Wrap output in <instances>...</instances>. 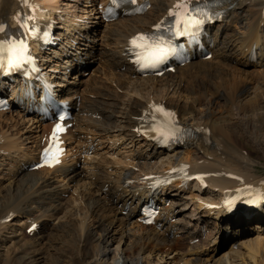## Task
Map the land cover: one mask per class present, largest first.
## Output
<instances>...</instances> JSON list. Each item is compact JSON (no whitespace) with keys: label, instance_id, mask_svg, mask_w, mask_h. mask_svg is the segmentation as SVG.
<instances>
[{"label":"bare ground","instance_id":"bare-ground-1","mask_svg":"<svg viewBox=\"0 0 264 264\" xmlns=\"http://www.w3.org/2000/svg\"><path fill=\"white\" fill-rule=\"evenodd\" d=\"M174 1L175 0H136L135 4H127L128 6L124 9H120L119 12L115 14V17L110 20V23H106V31L111 39L110 42L107 41V48L104 50L105 52H103L106 57L104 60V67H106V70L105 73H101V76L103 77L101 78V85H97V91L100 98H94L91 101V104L89 103L82 106L81 103L80 106H78L73 102V93L71 95L69 90L68 92L61 89L59 90V96L64 99L61 100L60 103L70 102V105L68 104L67 107L71 114V119L65 122V136L69 140L73 139L74 141H79L81 135H83L81 140H83L82 142L86 144L88 150H92V148L94 149L96 147L97 144L94 145L93 143L97 136H101L99 134H107V132L113 130L116 133H121V135L125 132L129 133L131 134L132 139L138 138L139 136L144 141L143 143L149 145L152 152L154 151L155 153L165 151L167 156L169 154H171L170 156H177L180 151L183 150L184 152L186 148L191 146L197 148L198 151H201L202 153L198 156L199 158L193 162H190V159L187 157H185L184 160L176 161V163H174V161H170L167 169H162L161 172L151 175L142 173L144 165L147 164H145L146 162H142V158H140L141 155L139 154V156L134 159L135 163L131 162L133 164H130L129 168H118L114 171H112V169L110 172H107V169L102 170L99 166L96 172V175L98 176H96V179L93 180V184L91 183L90 185L92 190H88V193L85 194L86 200L82 205L84 208L82 206L75 208L72 213L74 218L72 217V219L69 220L75 237L78 239L77 249L79 250V247L81 246L83 249H81L83 255H85V252L83 251L87 248V244L91 240L95 242L96 248L101 246L107 247L112 239H116L117 242H123L125 244L126 242H131V239L136 235L144 237L142 235L144 234L143 232H146V234L149 233V236H156L155 234H157L156 231L159 224H163L165 222L169 223L170 229L172 232H175L177 224L175 222L173 223L172 219L175 218L176 214H183L184 211L188 209L187 207L185 208V205H190V203H188L190 200H193L191 202L192 206L195 204L193 212H196V218L194 220H196V229L198 227V230L194 229L190 232H184L187 234L188 242L200 238L202 236L201 230L206 224L212 223L214 227H218L220 229L221 227L218 223L221 216L217 212L226 213L227 215L225 209L228 206L231 208L228 215L232 218L230 221L226 222V226L224 228L228 227L229 229L227 228V230L230 232L239 231L237 228L247 225L256 218H258L262 224L264 223V206H260L259 204L253 205L254 201L252 200H254V198L250 193L251 190L247 188L248 185L253 182L264 179V176L255 175L256 173H254V170H252L251 167L253 160L249 157H245L242 155V152H240L242 151L239 146V143L241 142L236 139H230L229 141L219 140L218 136L223 135V133L217 132V130L222 127L221 125L215 126L213 123L208 124L207 121L199 124L189 122L190 125H187L189 123L184 122L183 117H186V115L190 116L192 114L190 107L186 104L181 105L180 102L178 103L174 101L175 97L172 98L171 96H168V92L173 91L174 94L179 90V88L183 90L184 87H182V85H185L184 81L186 80L182 81V79L186 75H190L191 69H194L195 71L197 69H201L200 73L203 77L202 75L200 76L202 78H206L209 82L215 76H217L220 80H225L222 76L215 75L213 64H211L212 62L225 65V62L229 59L233 60V58L229 56L232 52H238L239 55L241 54L242 56L248 58L255 57L253 52L256 47L261 48L260 56L264 54V25L262 24V21L264 20V3L253 0H220L219 4L213 5L212 7L214 13L217 14L216 19L205 27V33H207L208 36H204L202 38L203 45H205V48L211 54L210 61L205 59L206 54H204L203 51L194 49L190 52L189 61L182 65H176L173 68V71H167L160 77L140 74L132 61L133 56L129 51V41L131 38L135 37L136 34L146 32L150 33L155 25L160 23L162 20H165L169 10L174 7ZM25 2L26 0H0V24L5 26L6 31L12 35L14 33H19L22 30L17 22L18 18H27L25 27L31 26L42 29L44 25L54 26V17L49 10L40 8L32 0H28V3ZM102 2L105 5L104 8H106L108 0H102ZM194 2H196V0H194ZM200 2L211 3V0H200ZM248 3L249 5L246 6ZM141 6L146 7V10L143 13L137 12V8ZM92 8L95 9L94 6ZM104 8L101 11L96 9L93 10L92 12H94V15H92V20H88L90 18H83L80 16L79 19L73 17L72 20L71 18H68V20L63 21L66 23L63 24L64 32L60 31V35L63 36L64 34L62 37L64 44L61 46L59 43V46L60 48H63L65 43L69 46V48L67 47L69 52L64 51L63 53L67 54L70 58L78 56L74 51L76 48L78 50L83 49L82 41L83 39H88V34L95 28L94 24H103L101 20L105 17L106 11ZM245 12H247V18L249 17L247 23L242 22V20H244L243 16L245 15L243 14ZM84 19H87L88 22L84 21ZM81 21L84 23L81 24ZM231 24L235 26L238 24L240 25V33H237V36H230L229 34ZM4 37V33L0 32V39H3ZM220 37L223 39L220 40ZM224 41H227V43H224ZM85 47H89V45H86ZM89 50L90 55H93L94 52L92 47H90ZM51 53H54V55H61L57 48L51 49ZM83 53L85 54L86 52L84 51ZM35 54L39 57L41 52L35 50ZM49 61V59L46 60V62ZM58 62L59 61H55L53 64L57 66ZM244 62L241 64L244 66V69H241L242 72L248 69L246 66H253L255 64L252 61L247 60ZM81 63L85 64L79 59L76 61V65L73 66L75 68L73 77H77V74L85 72V70L82 71V66L81 69H78L79 64ZM40 67L48 76L46 79L50 82L56 83V81L50 80L52 77L54 78L56 76L46 72V70H51L49 65L44 63L40 64ZM1 73L2 70L0 69V74ZM219 81L212 84V90H206L210 92V95H212L211 97L213 98H223L225 102H228L229 99L233 98V100L236 101L247 91V85H245L243 88L239 86V88L236 87V90L231 89L232 92H229L221 85V83H219ZM124 83L130 85V89L127 90L129 93L131 92L130 98L123 106V109L121 108L123 110V115L121 116L120 114L121 117H118L119 121L117 124H114L115 118H117L115 116L117 112L115 111L118 109V100H120V97L113 93H115L118 89H123L122 86ZM20 84L22 87L24 86L22 82H20ZM22 87L17 88L18 97L23 96ZM100 87L102 89H100ZM158 87H163L162 91L165 93L164 95L160 94L161 97L155 100L153 94L157 91ZM0 93L6 94L1 85ZM107 94L115 95L114 97L118 100L105 98L108 96ZM126 94L127 93H125V95ZM8 96L12 101L10 109H15L18 113H22V110L19 107H24L28 104V102L23 101L19 104L18 97H12L10 94H8ZM15 100H17V102ZM153 104H161L164 108L173 112L179 119L180 124L190 129L191 137L186 138L184 143L179 145H170L166 148H161L155 142L149 141L147 137L144 136V133L141 132V129L143 128L141 127V124L148 113L147 111L150 109V105ZM254 106V103L250 104L251 108ZM33 112H35L32 114L34 120H37L38 122L42 120L41 116L35 115L42 113V110L37 108V110ZM2 114L3 113L0 112V117ZM49 115L48 119L54 120V114L49 113ZM212 116H210V113H207V118ZM50 126L51 123H46L42 126V129L47 132L46 139L52 132L50 130ZM207 128H209L208 132H206ZM2 139L3 135H0V154L15 153L16 150L14 151V147L8 146V144H6V139ZM87 139H90V141H87ZM69 146L67 148L68 151L71 150L70 147L72 149L75 148L73 145ZM35 147L38 148V146ZM33 151L35 150L33 149ZM33 151L31 150L29 154L25 155V157L31 160L34 153ZM65 158V156L62 157L61 163L52 168L32 170L31 168L36 164L34 159H32L33 162H31L28 166H25V164H16L14 166L15 174L11 176L12 178L10 182L5 185V193L2 194L0 198V233H3L2 231H5L4 228H8L7 226L9 225L5 224L3 219L14 217L17 220L14 222L15 225H13V227H16L17 225L25 226V230L29 228L32 235L31 237L26 238L20 230L14 231L13 233L15 236H13L14 240L11 241V244L16 247L17 252L15 251V255L11 258H7L6 254H3V262H6L7 264H38L44 260V258L39 257V255L42 254L41 251H43L41 250V247L43 246L44 248V244L40 242L41 233L40 230H37V232L34 231L36 230L34 227L41 223L39 219H41L42 216L48 215L47 213L50 212L51 209L56 211L60 208V196L63 195L62 188H64V183H76V181H78L77 178H82L79 171L80 169H74L72 175L68 174L72 172L73 168H76L75 165L77 162L69 169V167H66L67 162L65 161ZM184 163L187 164L185 170L178 169V167H182ZM112 176L113 178H111ZM192 177L194 180V186L196 187V190L199 191V194L197 197L185 196L183 198L184 195H182V192L188 189L189 179ZM167 182H170L169 187L174 191L173 194L170 193L174 196V198H170L171 195H167L166 197L161 195L162 199L158 201L157 198H154L152 195L149 199H147V196H149L148 193L152 190V187L159 190L160 187L165 185ZM59 193L61 195L58 197ZM182 199L185 200V205L180 203L183 202ZM224 199L228 202L227 206H223L221 204V201ZM148 200H150L152 205H160L159 209L163 210L165 209L163 207V200L167 202L171 200L170 202L173 203V205L184 207L178 211L173 208L170 209V211L167 209V214L156 215L154 223L147 225L143 215L141 214L140 208L143 204H146ZM174 200H178L177 203H175ZM79 202L80 201H78V204ZM81 203H83V201ZM216 205H220V207H216V209L212 208ZM79 207H82V209ZM202 209L204 210L202 211ZM33 210L41 211L42 215L39 217L32 216L31 214ZM83 216L85 218L92 217L93 224H91L92 222L89 223L88 221H83ZM187 216L189 215L183 217ZM179 218L177 221H179ZM189 221L190 220L186 222L185 226L181 227V231H186L187 225H190ZM90 224L92 225L93 230H91V228L89 229ZM258 225V223L255 224L256 230L260 229V226ZM117 230L120 232L118 235L119 237L114 236ZM159 235L160 233L156 237ZM2 237L3 236H1V238ZM257 238L258 239H254V241H249L248 244L244 243L245 246L247 245V247H249L248 252L251 254L253 261L254 257L258 253L262 252L261 250L259 252V246L261 247L262 243L260 239H262V236L258 234ZM147 240L151 241L150 237H148ZM242 247L244 246L242 245ZM192 249H194V247ZM98 252H100L99 255L101 254L103 257H107L110 254L106 252L102 253L100 250ZM96 253L97 252L94 254ZM111 253H113L112 259L115 261L114 264H145L142 259L134 261L129 256H125V258H118V254L116 252L112 251ZM224 256L223 259L220 257L216 259L215 251H211L210 258L213 259L214 264H237L230 261V256L227 258H224ZM195 261L197 262L199 259L196 257ZM99 264L105 263L103 262Z\"/></svg>","mask_w":264,"mask_h":264},{"label":"rangeland","instance_id":"rangeland-1","mask_svg":"<svg viewBox=\"0 0 264 264\" xmlns=\"http://www.w3.org/2000/svg\"><path fill=\"white\" fill-rule=\"evenodd\" d=\"M32 1L40 8L49 10L54 17V37H56V41L52 47L48 48L49 50H44L43 55H41V61L46 62V60H50L49 62H46V64L49 65L51 69V71H48V73H53V75L56 76L55 78H53V80L57 81L60 84L62 83L60 85V89H63L65 92H68L69 90V93L71 95L73 93V102L75 104H77L78 106H80L81 103L82 106L89 103L91 104V101L94 98H100V95L97 91V85H101V78H103L101 76V73H105L106 70V67H104V60L106 57L104 56L103 52H105L104 50L107 48V41L110 42L111 39L106 31V23L110 22L103 19L101 20L103 23L102 25L94 24V30L92 32L89 31L90 33L87 36L89 39L86 42L82 41L86 45H89V47H85L86 45H83V49H79L78 54L82 55L85 58V72L77 74V77H73L75 71H71L73 69V63L68 62L70 61V59L68 61L64 60L63 56L59 54L58 56H56V58L53 55L54 53L52 54L49 52L54 48L60 50L59 43L61 46L62 44H64V41L58 39L62 37L60 35V31L64 32L63 24L66 22L63 21L68 20V18H71L72 20L73 17L79 19L80 16L83 18L87 17L90 18L88 20H92V15H94V12L92 11L95 9L101 11L103 9L104 5L102 0ZM253 1H261L264 3V0ZM247 5H249V3L246 4V6ZM93 6L95 7V9L92 8ZM243 15L245 16H243L244 20H242V22L247 23L249 20V17L247 18V12H245ZM88 20L84 19V21L86 22H88ZM80 23L82 24L84 22L81 21ZM262 24L264 25V20L262 21ZM234 26L235 25L232 24L230 25V36H237L236 34L240 33V25L238 24L235 27ZM221 39L223 38L220 37V40ZM224 43H227V41H224ZM90 47H92L93 49V55H90L89 53ZM260 49V47L255 48V58L244 57L241 54L239 55L238 52H232L229 56L233 58V60L229 59V62L226 61L225 65L212 62L211 64H213L215 75H220L225 80H220L217 76H215L209 82L208 80H206V78H202L203 75L200 73L201 69H197L196 71L194 69H191V73L189 72L190 75L188 74L182 79V81L186 80L184 81L185 85H182L181 81V85L182 87H184L183 90L179 88V90L174 94L173 91L168 92V96H171L172 98L175 97V102H180L181 105L186 104L190 107V111H192V114L190 116H184V122H193L199 124L207 121L208 124L213 123L215 126L221 125L222 127L217 130L218 133H223V135L218 136L219 140H239L241 142L239 143V146L242 149V151L240 152H242V155H244L245 157H249L253 160L251 167L252 170H254V173H256V176H264V54L260 56ZM76 50L78 51L77 48ZM84 51L86 52L85 54L83 53ZM58 60H60L59 63H61L59 68H57V66L53 64ZM206 60L210 61V58H207ZM246 60L252 61L255 64L253 66H246V68L248 69L243 71V73L242 70L244 69V66L241 64ZM66 62H68L69 66L68 64L65 65ZM64 67L66 69H64ZM56 69H58L57 72L54 71ZM238 73H240L241 75ZM200 75H202V77ZM218 81L229 92H232L231 89L236 90V87L239 88L240 86L243 88L245 85H247V91L236 101L233 100V98L229 99L228 102H225L223 98H213L211 97L212 95H210V92L206 90H212V84ZM122 87L123 89H118L117 91H115V93H113L117 94L118 97H120V100L116 99V97H114L115 95L111 94H107L108 96L105 97L119 101V106L117 107L118 109L117 111H115L117 112L115 115L117 118H115L114 124H117V122L119 121L118 119L123 115V106L130 98L131 92H127V90L130 89V85L124 83ZM158 88V92L156 91L153 94L155 100L161 97L160 94L164 95L165 93L162 91L163 87L159 89ZM100 89L102 88L100 87ZM125 93L127 94L125 95ZM251 103L255 104L253 108L250 107ZM2 113L3 114L0 117V135H3V139H6V144H8V146H13L14 151H16L15 153L11 154H0V198L1 195L5 193V185L10 182L12 178L11 176L15 174L14 166L16 164H25V166H28L30 164V160L25 157V155L29 154L31 150L33 151V149L36 150L33 152H37V148L35 146L40 145L42 139L45 138L46 132L42 129V126L47 123L46 118L38 123L30 115H23L22 113H18L15 109L8 110ZM207 113H210V116H213L207 118ZM190 123L187 125H190ZM206 130L205 131L208 132L209 128H207ZM108 134L111 136H109ZM99 135L101 136H97L96 140L93 143L94 145H97L94 149L92 148V150H88L86 144L82 142L83 140L81 139L83 135H81L79 141H74L73 139L69 140L65 138V144L67 146H75V148L73 149L69 146L71 150H67L64 152L66 154V167H69L70 169V167L77 162L75 165L76 168H73L72 172L68 174L72 175L74 169H80L79 171L82 178H77L78 181H76V183L65 182L63 186L64 188H62L63 195H61L60 193L58 194V197L59 195H61V205H59L60 208H58V210L56 211H53L51 209L50 212L47 213L48 215L42 216L41 219H39L41 225L39 224L37 230H40V242L44 244V248L43 246L41 247V250L43 251H41L42 254L39 255V257L44 258V260L38 264H99L103 262L105 264H114L115 261L114 259H112V251L118 254V258H125V256H129L134 261H136L137 259H142V261L144 260L143 262L145 264H214L213 259L210 258L211 251H215L216 259L218 257L223 259L224 255H227L226 257L224 256V258L230 256V261H232V263L264 264V223L262 224V222L258 218L249 222L247 225H243L240 226V228H237L239 229V231L230 232L229 230H227L228 227H224L226 226V222L230 221L232 217H230L228 214H220L221 219L218 223L220 224V229L218 227H214L212 223L206 224L205 227H203L201 230L202 236L198 239L188 242L187 234L184 232H190L194 229L198 230V227L196 229V220H194L196 218V212H193V207L195 204L192 206L191 202L193 200L189 201L188 199L186 200L189 201L188 203H190V205H187L184 199H182L183 202H180L183 203L182 205L186 204L185 208L187 207L188 209H186L183 214H176L175 218L172 219L173 223L175 222L177 224V229L175 230V232H172L169 227V223L165 222L163 224H159L157 228V234L155 235L157 236L159 233L161 235H159L158 237L154 235L149 236V233H147V235L146 232H143L145 235H142L145 238L140 237V235H136L131 239V242H126L125 244L123 242H117L116 239H112L107 247L101 246L97 248L95 246V242L91 240L87 244L88 249L86 248L83 251L85 252V255H83L82 247L80 246L79 250L77 249L78 239L77 237H75L69 220L72 219V217L74 218V216L72 215L74 209L78 208V206H82L85 203V194L88 193V190H92L90 185L91 183L93 184V180H95L96 176H98L96 175V172L99 166L102 170L107 169V172H110V170L112 169V171H114L118 168H129L130 164H133L131 162H134V159L141 155L140 158H142V162H146L145 164H147L144 165L145 170L143 169L144 172L142 171V173L151 175L157 172H161L162 169H167L170 161H174V163H176V161L184 160V158L187 157L190 159V162H193L194 160L199 158L198 156L202 154L201 151H198L197 148L191 146L186 148L184 152L183 150L180 151L177 156H170L171 154L167 156L165 151H160L159 153H155L154 151L152 152L150 146L146 145V143H143L144 141L139 136L138 138L132 139V136L129 133L125 132L121 135V133H116L113 130H110L109 132H107V134L102 133ZM116 135L119 137H117ZM111 178H113V176ZM195 190L196 187L194 186V180L191 178L189 181L188 189L182 192V195H184L183 198L185 196L197 197L199 191ZM165 191L166 193H163L164 197H166L167 195L170 196L174 193V191L171 190L169 186L166 187ZM80 198L83 203H81L82 201L80 200ZM170 198H174V196L171 195ZM78 201H80L79 204ZM170 201H163V207L165 209H157L159 214H167V209L170 211V209L173 208L178 211L184 207L175 206ZM174 201L175 203H177L178 200ZM82 207L84 208V206ZM82 207L79 208L82 209ZM33 211L31 214L32 216L39 217L42 215L41 211ZM185 214L189 216L183 217L186 216ZM83 217V221H88L89 223L92 222L91 224H93L92 217H84L85 219ZM178 218L179 221H177ZM8 219L9 220L6 219L5 221L3 219V222L7 225L9 224L7 226L9 229L4 228L5 231H2L3 233H0V264L6 263L3 262V254H6L7 258H11L17 252L16 247L11 244V241L14 240L13 236H15V234L13 233L14 231L20 230L26 236V238H29L32 235V233L29 231V228L25 230V226L17 225L16 227H13V225H15L14 222L17 219H15L14 217H9ZM188 220H190V225H187L186 231H181V227L185 226ZM257 223L259 224L258 226H260L259 230L255 229V224ZM91 224L89 225V229L91 228V230H93ZM116 233L114 236L119 237V230H117ZM258 234L262 236V239H260L262 241L261 247L259 246V252L260 250L262 252L258 253L254 257L253 261V258H251V254L248 252L249 247H247V245L245 246V244H248L249 241H254V239H258ZM1 236L3 237L1 238ZM148 237H150L151 241L147 240ZM139 240L141 241V243ZM241 244L244 247H242ZM191 247H194V249H192ZM99 250L102 251V253L106 252L110 254L107 257H103L101 254L99 255ZM95 252H97L98 254H94ZM196 257L199 259V261L197 262L195 261Z\"/></svg>","mask_w":264,"mask_h":264},{"label":"snow or ice","instance_id":"snow-or-ice-1","mask_svg":"<svg viewBox=\"0 0 264 264\" xmlns=\"http://www.w3.org/2000/svg\"><path fill=\"white\" fill-rule=\"evenodd\" d=\"M111 3L119 8L121 5L135 4L136 0H111ZM213 5L219 4L220 0H211ZM207 3L202 7L200 0H196L195 5L192 0H178L173 9L169 10L168 17L154 26L152 34H138L130 39L129 51L134 54V63L141 70H155L160 65L165 64L166 61L178 55L177 49L181 46L173 44L171 39L165 38L161 33H169L175 37L189 36L195 38L202 30L206 22H211L212 16L205 11ZM109 12L112 11L110 8ZM26 19L18 18V24L23 29L26 25ZM5 26L0 25V32H4ZM28 31H35L31 26H28ZM5 61L7 64L6 73L15 70H22L25 65H32L33 71H39L35 67V58L30 55L26 40L6 38L0 39V68H5ZM6 106L5 102L0 100V107ZM150 108L155 113H160L164 117L162 121H157L153 115V121L158 124L154 127L157 132L158 142H180L181 136L186 130H182L177 126L176 121L172 119L173 114L163 108V106L150 105ZM147 115V114H146ZM58 124L53 130V142L57 137V132L60 130ZM199 131V130H197ZM163 138L162 140L160 138ZM60 149L49 145L42 154V159L45 163L51 164L58 162V154Z\"/></svg>","mask_w":264,"mask_h":264}]
</instances>
